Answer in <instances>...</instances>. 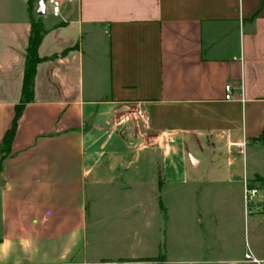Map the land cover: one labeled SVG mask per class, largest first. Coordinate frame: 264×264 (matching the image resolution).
I'll return each instance as SVG.
<instances>
[{
    "label": "crops",
    "instance_id": "1",
    "mask_svg": "<svg viewBox=\"0 0 264 264\" xmlns=\"http://www.w3.org/2000/svg\"><path fill=\"white\" fill-rule=\"evenodd\" d=\"M61 2L0 0V143L31 16L46 30L0 170V264H264L244 200L264 182V0Z\"/></svg>",
    "mask_w": 264,
    "mask_h": 264
},
{
    "label": "trees",
    "instance_id": "2",
    "mask_svg": "<svg viewBox=\"0 0 264 264\" xmlns=\"http://www.w3.org/2000/svg\"><path fill=\"white\" fill-rule=\"evenodd\" d=\"M31 25L32 30L27 50L28 55L22 97L20 103L15 108L16 113L13 123L5 132L4 139L2 143H0V170L2 162L12 153V144L16 136L18 121L21 118L26 105L34 99V82L37 74V66L43 60L38 54V49L46 33L44 24L41 19H35L31 16Z\"/></svg>",
    "mask_w": 264,
    "mask_h": 264
},
{
    "label": "built area",
    "instance_id": "3",
    "mask_svg": "<svg viewBox=\"0 0 264 264\" xmlns=\"http://www.w3.org/2000/svg\"><path fill=\"white\" fill-rule=\"evenodd\" d=\"M53 16L61 15V0H48ZM233 87L231 84L226 86L225 100H232ZM244 200L246 213L248 215L260 214L264 210V182L246 180L244 190ZM150 264H160V262H151Z\"/></svg>",
    "mask_w": 264,
    "mask_h": 264
},
{
    "label": "water",
    "instance_id": "4",
    "mask_svg": "<svg viewBox=\"0 0 264 264\" xmlns=\"http://www.w3.org/2000/svg\"><path fill=\"white\" fill-rule=\"evenodd\" d=\"M41 8H42V9L45 8V4H44V3H41ZM40 14H42V12H41Z\"/></svg>",
    "mask_w": 264,
    "mask_h": 264
},
{
    "label": "rangeland",
    "instance_id": "5",
    "mask_svg": "<svg viewBox=\"0 0 264 264\" xmlns=\"http://www.w3.org/2000/svg\"><path fill=\"white\" fill-rule=\"evenodd\" d=\"M0 182H1V179H0Z\"/></svg>",
    "mask_w": 264,
    "mask_h": 264
}]
</instances>
